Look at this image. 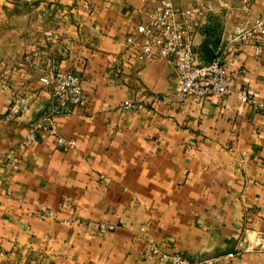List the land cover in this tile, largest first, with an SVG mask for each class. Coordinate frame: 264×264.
<instances>
[{"label":"crops","instance_id":"crops-1","mask_svg":"<svg viewBox=\"0 0 264 264\" xmlns=\"http://www.w3.org/2000/svg\"><path fill=\"white\" fill-rule=\"evenodd\" d=\"M160 1L0 0V264H171L152 246L264 264V50L233 41L264 22V0H170L195 11L196 62L220 58L256 108L178 101L173 64L138 59L127 38ZM49 69L82 80V104L52 118L73 147L26 139L55 107L39 81Z\"/></svg>","mask_w":264,"mask_h":264},{"label":"built area","instance_id":"built-area-1","mask_svg":"<svg viewBox=\"0 0 264 264\" xmlns=\"http://www.w3.org/2000/svg\"><path fill=\"white\" fill-rule=\"evenodd\" d=\"M24 1L30 2V0ZM241 1L243 7L249 2V0ZM152 15L148 25L136 29L140 39L137 41L135 37L129 36L127 43L136 47L139 60L150 61L161 58L173 64L177 75L175 97L178 101L212 97L217 102H222L231 95H235L240 104L253 108L258 107L256 101L247 93L232 87L220 58H215L209 64L196 62L191 30L195 16L194 10H182L174 6L170 0H162L155 7ZM233 41L253 47L255 55L261 54L264 50V22L260 19L255 20L249 28L240 31ZM7 74L6 70L0 74V86L3 90L7 89L10 82ZM39 81L49 89L55 107L48 113H42L30 124L26 139L33 141L37 133L46 131L56 136L58 148L75 146V142L56 135L52 118L61 111L69 113L71 108L82 104L81 78L69 71L49 69L43 73ZM125 106L127 107L128 104ZM50 215L51 212L47 209H42L38 214L41 219ZM115 228L112 224H98L100 234L113 232ZM150 250L159 257L160 261L170 259L171 264H216V260L212 258L189 260L180 254L160 253L155 246H152Z\"/></svg>","mask_w":264,"mask_h":264},{"label":"rangeland","instance_id":"rangeland-1","mask_svg":"<svg viewBox=\"0 0 264 264\" xmlns=\"http://www.w3.org/2000/svg\"><path fill=\"white\" fill-rule=\"evenodd\" d=\"M240 1V5L243 7V3H242V1L241 0H239Z\"/></svg>","mask_w":264,"mask_h":264}]
</instances>
